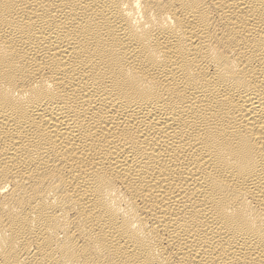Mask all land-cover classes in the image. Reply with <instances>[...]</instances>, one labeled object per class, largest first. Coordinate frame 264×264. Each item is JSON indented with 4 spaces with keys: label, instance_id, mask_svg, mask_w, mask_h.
I'll return each mask as SVG.
<instances>
[{
    "label": "bare ground",
    "instance_id": "obj_1",
    "mask_svg": "<svg viewBox=\"0 0 264 264\" xmlns=\"http://www.w3.org/2000/svg\"><path fill=\"white\" fill-rule=\"evenodd\" d=\"M0 264H264V0H0Z\"/></svg>",
    "mask_w": 264,
    "mask_h": 264
}]
</instances>
